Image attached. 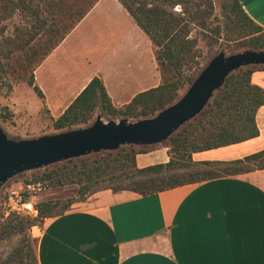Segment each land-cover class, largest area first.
I'll list each match as a JSON object with an SVG mask.
<instances>
[{
  "label": "crops",
  "instance_id": "1",
  "mask_svg": "<svg viewBox=\"0 0 264 264\" xmlns=\"http://www.w3.org/2000/svg\"><path fill=\"white\" fill-rule=\"evenodd\" d=\"M264 27V0H240ZM256 66V65H252ZM117 107L162 83L156 48L119 0H99L35 70L54 118L95 76ZM264 88V70L252 73ZM254 138L194 152L195 161L233 160L264 149V105ZM145 147L137 165L168 162L165 142ZM39 264H264V169L142 195L104 189L47 217Z\"/></svg>",
  "mask_w": 264,
  "mask_h": 264
},
{
  "label": "trees",
  "instance_id": "2",
  "mask_svg": "<svg viewBox=\"0 0 264 264\" xmlns=\"http://www.w3.org/2000/svg\"><path fill=\"white\" fill-rule=\"evenodd\" d=\"M1 18L19 12L27 25L14 35L0 33V78L13 70L28 71L29 85L45 97L35 81V70L65 37L84 19L99 0H1ZM156 47L162 83L136 94L123 107L114 105L101 76L93 77L65 111L53 118L54 130L84 126L101 114L105 120H136L156 114L172 104L201 67L200 41L214 47L225 40L227 51L264 49V27L254 21L240 0L224 7V25L213 20V0H119ZM5 14V15H3ZM7 15V16H6ZM194 31L198 32L193 35ZM43 36L39 47L34 45ZM264 65L247 66L232 72L200 114L186 123L165 144L168 162L144 167L137 165L145 147L134 145L116 151L69 159L36 181L45 187L78 185L75 199L45 200L36 207V217L12 214L0 228V264H39L36 245L28 233L38 221L62 214L75 201L104 189L130 190L142 195L184 184L264 169V149L233 160L195 161L194 152L239 143L260 134L256 116L264 105V88L252 82V73Z\"/></svg>",
  "mask_w": 264,
  "mask_h": 264
},
{
  "label": "water",
  "instance_id": "3",
  "mask_svg": "<svg viewBox=\"0 0 264 264\" xmlns=\"http://www.w3.org/2000/svg\"><path fill=\"white\" fill-rule=\"evenodd\" d=\"M264 65V49H244L214 55L172 104L156 114L136 120H105L101 114L84 127L15 139L0 123V188L24 171L80 158L126 145L147 146L166 142L186 123L197 117L227 77L240 68Z\"/></svg>",
  "mask_w": 264,
  "mask_h": 264
},
{
  "label": "rangeland",
  "instance_id": "4",
  "mask_svg": "<svg viewBox=\"0 0 264 264\" xmlns=\"http://www.w3.org/2000/svg\"><path fill=\"white\" fill-rule=\"evenodd\" d=\"M229 0H213L214 3V15L213 20L216 23L224 25V7L228 4ZM2 1L0 0V33L4 29L5 35H14L15 30L18 27L27 25V19L20 14L15 12L12 17L1 18L2 16ZM5 15V14H3ZM198 32L194 31L193 35H197ZM1 36V35H0ZM45 38L43 36L38 39L34 45L39 47L41 41ZM200 47L202 48L203 54L200 59L201 67L194 71L193 79L198 75L202 68L210 61V59L221 51H225L227 54H231L226 49L228 44L225 40H221L219 44L214 47L208 46L204 41H200ZM156 48V47H155ZM244 50V49H242ZM239 50V51H242ZM238 52V51H236ZM235 53V52H234ZM24 75L29 76V70L23 71L19 70L14 72L11 70L7 78H0V123L5 129L9 137L20 139V138H31L37 137L46 133L57 132L53 128V116L48 110L44 99L38 95L34 90L32 85H29L27 80L21 79ZM193 81V80H192ZM191 81V82H192ZM191 84V83H190ZM189 84V85H190ZM186 86L180 93V98L186 89ZM176 101V100H175ZM174 101V102H175ZM98 115V114H97ZM96 115V117H97ZM95 117V118H96ZM94 118V119H95ZM91 123V122H90ZM89 123V124H90ZM88 125V124H87ZM86 126V125H84ZM76 126V127H84ZM75 128V127H73ZM70 129V128H69ZM61 131V130H58ZM126 145L125 147H129ZM136 148H141L142 146H135ZM91 156V155H88ZM85 157V156H84ZM77 159V158H74ZM61 161L51 164L47 167L34 169L30 171H24L16 174L10 178L1 188H0V228L3 223L12 214H19L21 216L36 217V215H30L26 213H16L11 212L9 215L5 216L3 210V203L7 201L9 196L17 193H23L25 196L35 203V206L45 200H57V199H73L78 197V185H66L62 187H42L41 190H32L29 185L35 183H42L41 181H36L39 179L45 171H50L53 168L66 162ZM43 184V183H42ZM77 202V201H75ZM74 202V203H75ZM73 203V204H74ZM72 206V205H71ZM70 206V207H71ZM38 225L34 226L29 230V237H31L34 245H38V239L43 227V221H38ZM11 246L8 244H2L0 246V253L3 255L10 251Z\"/></svg>",
  "mask_w": 264,
  "mask_h": 264
},
{
  "label": "built area",
  "instance_id": "5",
  "mask_svg": "<svg viewBox=\"0 0 264 264\" xmlns=\"http://www.w3.org/2000/svg\"><path fill=\"white\" fill-rule=\"evenodd\" d=\"M42 187H44L42 183L29 185V188L32 190H41ZM3 210L5 216L9 215L11 212L26 213L30 215L38 214V209L35 206V203L29 200L23 193L9 196L8 200L3 203Z\"/></svg>",
  "mask_w": 264,
  "mask_h": 264
}]
</instances>
